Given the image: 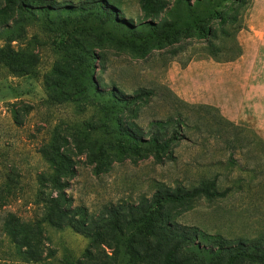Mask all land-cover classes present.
<instances>
[{"label": "rangeland", "instance_id": "rangeland-1", "mask_svg": "<svg viewBox=\"0 0 264 264\" xmlns=\"http://www.w3.org/2000/svg\"><path fill=\"white\" fill-rule=\"evenodd\" d=\"M46 1L0 0V264H264V0Z\"/></svg>", "mask_w": 264, "mask_h": 264}, {"label": "trees", "instance_id": "trees-1", "mask_svg": "<svg viewBox=\"0 0 264 264\" xmlns=\"http://www.w3.org/2000/svg\"><path fill=\"white\" fill-rule=\"evenodd\" d=\"M29 1H35L37 3V6L40 7V13L41 14H46V13H50V5L47 3L46 0H10V3L12 2H17L21 8V10L24 12V14H29L30 10L26 7V4H29ZM169 4V3H168ZM191 4L190 0H174L173 1V8L176 11L178 20L181 21L183 20V9L185 8L186 5ZM163 6H159V7H155V2L154 0H144L143 3V10L146 12V14H155L158 13V11L156 9L161 8ZM165 8V6H164ZM64 10V12L66 11V8H62ZM29 15H32V13H30ZM217 19H223V14H218ZM204 19L202 18V23H203ZM202 26V36H208V34H211L214 32V29L212 27L206 28L203 27V25H200V28ZM174 27V26H172ZM166 32V31H164ZM232 61V60H230ZM111 93H114L113 91H111ZM181 124H183V121H181ZM173 140L169 139V140H164L162 137L156 135V137H151V139L149 140V144L153 147H155V151L157 156L160 155L161 151H165L169 148V146L171 145V142ZM59 201H62L65 204V198L63 196H61V199H59ZM72 211H69L63 215H65L66 217H69V225L74 227V218L76 216H72V214H69ZM48 221H53L52 217L49 216Z\"/></svg>", "mask_w": 264, "mask_h": 264}, {"label": "crops", "instance_id": "crops-1", "mask_svg": "<svg viewBox=\"0 0 264 264\" xmlns=\"http://www.w3.org/2000/svg\"><path fill=\"white\" fill-rule=\"evenodd\" d=\"M257 119H255V121H256ZM260 122V121H259Z\"/></svg>", "mask_w": 264, "mask_h": 264}]
</instances>
